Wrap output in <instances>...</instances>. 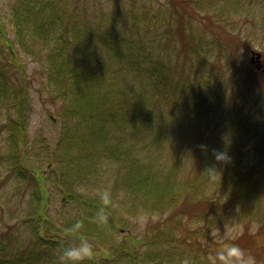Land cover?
Listing matches in <instances>:
<instances>
[{"label":"trees","instance_id":"1","mask_svg":"<svg viewBox=\"0 0 264 264\" xmlns=\"http://www.w3.org/2000/svg\"><path fill=\"white\" fill-rule=\"evenodd\" d=\"M154 1L163 6L161 0ZM167 1L169 5L173 4L175 8L180 9H174L172 12L171 6L165 19L160 13V8H152L153 4L136 0H114L112 15L122 16L121 23L128 25L131 33L129 36H115L117 38L109 34L108 28H101L103 19L106 18L103 14L99 18L97 15L93 18L88 15L90 0H73L71 9L76 7L81 12V18L70 17L68 14V24L59 14L61 10L65 12V6H59L55 0L45 1L33 13L36 20L34 31L37 32L34 40L38 48H44L46 52L49 50L47 75L50 81L54 82L56 87L57 84L61 86L58 89L63 90L61 94L64 96L69 92L64 87L69 85L78 91L73 95V108L61 107L58 114L63 121L64 133L69 121L74 119L73 124L68 126L72 129L73 136H61L57 145L60 151L56 156L49 158L50 162L54 161L58 165L52 170L61 176L59 185L65 197L63 198L71 200L75 207L77 206L79 214L72 219H61L58 221L59 225L48 213L49 198L45 188V174L27 163L28 144L30 145L28 127L32 110L29 98L30 80L26 76L27 62L21 60L15 45L17 42L23 51H32L22 40L20 28L25 22L24 15L19 16L15 11L18 27L15 40L7 34L0 15V53L3 55L0 57V106L7 112L6 122L1 124V127L8 131V143L11 148L8 155L0 153V162L8 159V178L11 179L15 174L24 180L32 173L33 179L30 180L36 181L30 200V205L34 208L30 211L27 209L23 217L24 222L29 223L30 238L25 243H18L14 233L17 222L7 224L6 229L0 231L4 233L0 234V264H42L55 259V264H60V246L66 247L79 240L78 233L65 232V229L73 226L77 220L84 221L83 235L100 250L92 260H86L83 264H122L125 261L130 264H170L175 261V255L180 264L179 255L182 252L176 250L179 248L178 244L188 243L187 238L196 239L201 232L193 235V230L185 229V232H188L187 237H174L170 227H176V224L184 225L180 218L200 220L210 225L216 219L217 212H220L217 216L219 217L223 214L221 211L228 210L230 206L238 203L244 205L251 197H255L254 204L242 211L243 218H248L244 223L245 230L257 221L258 232L264 237V105L259 111L260 118L246 128L237 116V112L244 109L246 99L236 96L232 98L235 108L227 114L228 123L233 124L234 131L242 126L244 133L248 137L251 136V140L254 138L255 154L251 164L245 163L242 155L235 158L232 173L222 175L216 182L218 186L221 185L222 193L228 194L225 202L218 205L215 198L209 199L205 194L208 176L204 172L211 168V155H202L194 150L191 165H194V168L180 176V164L186 145L182 140L175 141L170 138L166 131L160 132L162 125H156V109L162 106L161 102L168 100L182 103L185 101L184 105L192 107L196 113H199V109L200 114L202 111L206 113L202 92L196 87L201 82L197 75L204 72L205 64L215 63L223 52H227L226 67L232 65L234 70L242 67L237 72H245L246 66L247 69L252 68L250 62L245 60L239 62L245 66L238 65L240 47L228 49V43H234L232 36L229 35L227 42L221 33L211 34L213 28H222V33L238 35L239 38L231 22L232 17L239 15V11L244 9V0ZM26 2L24 1L23 5H26ZM125 2H129L126 16L123 9ZM188 3H192L197 10ZM25 10L24 8L23 14H26ZM66 10L70 9L66 7ZM136 10L140 14L136 13ZM210 12H213V16ZM184 13L205 20L202 22L201 32L211 34H206L207 40H203L201 36L194 37L192 30L186 31ZM96 18L98 20H95ZM45 19L46 21H41ZM160 23H163L162 30L166 33L158 27ZM259 23H262V20ZM230 28L232 29L229 31ZM134 30L138 33L137 36L132 35ZM172 45L176 50L174 68L167 66L164 58L159 56ZM216 50L215 58H212L211 52ZM32 52L35 56L41 51L34 49ZM260 53L261 56L264 55V51ZM8 54L11 57H8ZM6 68L10 72H6ZM125 69L127 71H124ZM177 71L178 75L174 79ZM252 71L256 75L264 72L262 68ZM14 72H19V77H16ZM14 74L18 80L13 79ZM249 81L244 80L247 84ZM261 83H264V80H261ZM261 92L264 94V91ZM82 102L86 103V107L77 108ZM11 111L15 116L10 114ZM215 111L213 106L210 113ZM215 120L220 121L217 112ZM145 131L149 133L144 134ZM161 134L165 135L164 140L173 141L172 149L167 151L174 160L166 167L158 165L154 172L156 165L144 159H156V156L150 153L155 148L158 155L165 150L166 144L162 142L163 139L159 136ZM135 144L138 146L136 150H146L148 153L137 156ZM74 148H77L79 153L72 155L70 150ZM73 158L85 159L94 169L99 159L118 163L120 171L114 180V187L140 193L143 202L137 208L149 213L156 212L159 220L154 223L150 221V229L140 238L129 235L119 242H114V207L106 209V225L93 222L92 218L102 205L98 197H84L73 192L68 180L72 177L73 182L74 174L85 181L88 179V172H83L86 168L78 165V162L73 163ZM143 169L144 175L141 174ZM120 228L127 231L125 227ZM253 240L247 233L242 232L231 244L239 246L246 253L257 255L264 250V245L257 244L256 247ZM163 242L178 244L172 247L171 252L163 251L160 255L143 250L146 246ZM200 249L198 251H204ZM198 251L192 250L191 258L193 255L197 257Z\"/></svg>","mask_w":264,"mask_h":264},{"label":"rangeland","instance_id":"2","mask_svg":"<svg viewBox=\"0 0 264 264\" xmlns=\"http://www.w3.org/2000/svg\"><path fill=\"white\" fill-rule=\"evenodd\" d=\"M26 2V5H23V2ZM45 1L47 0H0V15L3 21V27L7 31V34L13 40L17 36V21L16 13L19 16L24 15V25L20 28L23 38L22 40L27 44L30 50L37 51L40 49V53L33 55L31 51H23L21 46L15 42L16 49L22 61L27 62L26 67V76L30 80L29 87V98L32 110L30 113V121L28 127V137L30 145L28 144V165L31 164L33 167L38 168L40 172L45 174V188L48 193L49 198V207L48 213L54 219L58 221L63 218H75L77 215V209L74 203L71 200H65L63 192L60 187L61 176L58 172L52 170L58 165L52 161L50 162L49 158L54 157L60 151L57 148L58 142L61 136L71 137L73 136L72 129L68 126H71L74 122V119L69 121L67 124V129L64 133L63 121L59 118V109L61 107H72L73 105V95L77 93V89L72 85L64 87L68 89V94L64 96L61 94L63 90H59L61 86L57 84V87L54 85V82L50 81V78L47 75V68L49 67L48 51L46 52L44 48H38L37 42L34 40L37 37L36 30L34 31V25L36 23L35 17L33 15L34 11L37 10ZM137 2H143L145 4H153L152 8H160V13L163 14V17L167 19L168 13L172 6V12L174 9H180V7L175 8L173 4L169 5L167 0H161L163 6H160L154 0H136ZM37 2V3H36ZM55 2L64 7V11H59L64 22L68 24L70 17L81 18V12L74 7L73 0H55ZM66 3V4H64ZM179 4V3H178ZM194 10H197L192 3H188ZM129 2L126 3V7L123 6L125 16L128 13L127 6ZM245 7L240 12L239 15L232 17V24L234 31L238 32V35L222 33V28H213L211 34L221 33L222 38L228 42L229 35L232 36L234 43H228V49L232 47L239 46L238 54V65L245 66V64H240L241 60L249 62L250 60L256 62V56H254L251 51L262 52L264 51V0H244ZM188 6V5H186ZM66 7L70 10H66ZM190 7V8H191ZM26 9V14H23V9ZM102 10V11H99ZM114 10V0H90L88 4V15L90 17L98 18L103 14V26L102 29L108 28L109 34L112 36H129L130 30L129 26L121 23L122 16L119 14L112 15ZM75 11V12H74ZM30 12V13H29ZM198 12V11H195ZM72 13L74 14L72 16ZM136 13L140 14L138 10ZM213 16V12H210ZM71 14V15H70ZM186 18V31L190 32L192 30L194 37H203V40H207L206 34L211 35L209 32H201L202 22H205L204 19H199V16L193 17L189 14L184 13ZM190 17V18H189ZM96 18L95 20H98ZM113 18V19H112ZM113 21H112V20ZM262 20V23H259ZM41 21H46L41 20ZM127 22V20H125ZM163 23L158 24V27L162 30ZM158 28V31L160 29ZM232 28L229 29V31ZM163 31V30H162ZM228 31V32H229ZM166 33L165 31H163ZM57 34L56 32H54ZM137 36L138 33L134 30L133 34ZM117 38V37H115ZM176 44V43H175ZM177 46V44H176ZM172 46H168L165 52H162L159 56L164 58V63L167 66L172 68L175 67L176 59V50ZM216 51L211 52V57L215 58ZM11 57L8 54V57ZM227 52H223L222 56L220 55L219 59L212 64H205L204 72L200 75H197V79L201 82L196 86L202 92V97L204 99V108L205 111H202L200 114L196 113V110H193L192 107H187L181 101H172L168 100L161 102L162 106L159 109H156V125H162L160 132L166 131V134L170 138H174L175 141L182 140L183 144L185 143V149L180 164V176L189 171L191 168H194L193 163V151L196 150L198 153L204 155L209 153L210 158L213 159L210 163L211 168H215L220 177L217 176L215 180L207 179V184L205 188V194L209 199L215 198L217 205L222 204L227 199V190L226 193H222L221 185H217V181L221 178L222 175H230L232 173V167L234 164V159L242 155L244 162L251 164L255 154L254 149V138L250 139L251 136L245 134V130H242L241 127H237L234 131V126L232 123H228L227 114L235 108L232 98L234 96L241 97L246 99V105L244 109L237 112L238 119L243 122L244 126L248 128L250 125L255 123L259 118V111L264 105V94L261 90L264 91V83H261V80H264V76H259L264 74V72L258 73L256 75L252 70L256 69L255 65H252V70L245 67V72H237L239 69L234 70L232 65L225 66L228 60H225ZM0 57L3 55L0 53ZM7 57V56H6ZM158 58V57H157ZM262 69L264 70V55L261 56ZM91 60H88L90 62ZM233 64V62H232ZM252 64V63H251ZM1 65L3 66L2 62ZM223 66V67H222ZM167 70V69H166ZM124 71H127L125 69ZM256 71H259L256 69ZM6 72H10L6 68ZM187 70L184 72L186 73ZM15 73V72H14ZM16 77H19V72H16ZM13 76V79L18 80ZM178 71L174 76L176 79ZM245 79H249L248 84L244 82ZM55 87V88H54ZM190 88L192 86L190 85ZM3 104V103H1ZM214 106L217 114L219 115V120H215V112L212 114L210 110ZM86 107V103L82 102L78 105L77 108L81 109ZM12 116H15V113L10 112ZM7 112L3 106H0V153L2 155H8L11 151V148L8 143V131L4 130L1 127V124L6 122ZM149 132L145 131L144 134ZM143 134V133H142ZM161 136L162 142H165L166 148L162 151L161 155H158V152L155 149L151 150L150 153L156 159H144L146 162H150L153 165H156L154 172L157 170L158 165L164 167L168 163H172L174 159H171V154L167 150L172 149L173 141L167 139L164 140V134ZM140 145V144H139ZM205 146V147H201ZM138 148L135 144V150ZM196 148V149H195ZM214 152H225L227 156L230 157V162L223 163L217 162L213 153ZM79 153L77 148L70 150V154L75 155ZM137 156H142L147 154L148 151L138 149L136 150ZM0 154V155H1ZM202 159V158H201ZM73 163L78 162V165H83L86 169L83 172H88L87 181L84 178L73 175L68 180L73 192L83 195L84 197H98V192L107 190L111 193L114 207V220L116 229L114 236V242H119L127 236H137V238L142 237L146 230L150 229L148 223H152L159 220L158 214L149 213L142 208H137L143 202V196H140V193L130 192L123 189H117L114 187V180L117 179L119 175V164L112 161L110 162L107 159H99L98 163L93 168V165L85 161V159H76L73 158ZM9 161L8 159L0 162V231L6 229L7 224H13L17 222V227L14 230L15 236L18 240V243H25L27 239L30 238L29 235V223H25L23 217L34 207H31L30 200L32 193H34L36 181H31L32 173L27 176L24 180L17 177L15 174L13 177L8 178L7 174L9 171ZM43 169L45 171H43ZM49 169V170H47ZM141 174H145L144 169ZM97 175V176H95ZM178 177V175H177ZM64 197V198H63ZM220 198V199H218ZM255 197H251L249 202L242 204H235L230 206L228 210H223L219 217L217 212L215 220L209 223L200 221V220H187L185 218H180V221L184 224L182 226L170 227V230L173 232L174 237L185 236L187 230H193V235H196V232L199 233L198 236L192 238H187L188 243H162L157 245H149L143 248L144 252L159 253L162 254L163 251L171 252L173 246H179L177 251L182 253L179 255V259L190 258L193 261V264H212V257L214 256L215 250L221 246L222 243H231L238 238L242 232L247 233L252 237L253 245L257 247V244L264 245V237L258 232V223L257 221L253 222L245 230V222L248 218H243L242 211L250 208V204H254ZM78 204V201L76 202ZM29 205L31 208H29ZM162 216V215H161ZM125 227L127 231H122L120 227ZM182 227V228H179ZM203 230V231H202ZM188 233V232H187ZM1 235L4 233H0ZM204 235V236H202ZM186 235L185 237H187ZM194 240V243L192 244ZM99 248V247H98ZM96 247V253H99L100 250ZM101 248V247H100ZM202 248L204 251H198ZM198 251L197 257L194 255L191 258L192 250ZM256 258L257 264H264V250L259 254L249 252ZM177 259V255H175ZM170 264H179V260ZM56 259L51 262H46L42 264H55ZM105 264V263H104ZM113 264V263H112ZM122 264H130L128 261L122 262ZM169 264V263H168Z\"/></svg>","mask_w":264,"mask_h":264},{"label":"clouds","instance_id":"3","mask_svg":"<svg viewBox=\"0 0 264 264\" xmlns=\"http://www.w3.org/2000/svg\"><path fill=\"white\" fill-rule=\"evenodd\" d=\"M202 148L205 146H201ZM217 162L228 163L230 157L225 152L213 153ZM204 174L210 180H215L217 176L220 177L219 172L215 168H208ZM100 199L101 207L92 218L93 222L106 225L108 223V207H115L112 195L109 191L104 190L97 193ZM84 221L77 220L73 226L66 228V233L79 234L78 242L72 243L68 246H60L58 260L60 264H83L86 260H92L96 253V247L85 235H83ZM180 264H193L190 258H184ZM212 264H257L256 258L250 253H246L242 248L231 243H222L219 248L215 250L212 257Z\"/></svg>","mask_w":264,"mask_h":264},{"label":"water","instance_id":"4","mask_svg":"<svg viewBox=\"0 0 264 264\" xmlns=\"http://www.w3.org/2000/svg\"><path fill=\"white\" fill-rule=\"evenodd\" d=\"M251 53H252L254 56H256V62H257V63L254 64V61H253V60H250V61H249L250 64H251V63H252L251 65L254 64V65H255V68L258 69V70L261 69V67H262V64H261V53H260V52H257V51H251Z\"/></svg>","mask_w":264,"mask_h":264}]
</instances>
